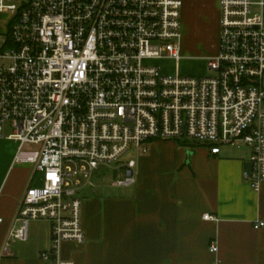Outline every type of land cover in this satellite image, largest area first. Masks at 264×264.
<instances>
[{"label": "built area", "instance_id": "2783aa9c", "mask_svg": "<svg viewBox=\"0 0 264 264\" xmlns=\"http://www.w3.org/2000/svg\"><path fill=\"white\" fill-rule=\"evenodd\" d=\"M182 7L183 0H0L8 16L0 138L17 143L13 165L32 169L0 259L28 241L31 222L44 221L50 246L42 261L73 264L60 246L85 242L80 189L93 185L99 166L120 165L115 185H133L136 156L154 139L192 140L214 154L245 146L251 174L244 178L260 189L264 0H219L218 52L198 76L178 70ZM153 60H172L174 72Z\"/></svg>", "mask_w": 264, "mask_h": 264}, {"label": "crops", "instance_id": "0c3cea01", "mask_svg": "<svg viewBox=\"0 0 264 264\" xmlns=\"http://www.w3.org/2000/svg\"><path fill=\"white\" fill-rule=\"evenodd\" d=\"M219 0H183L181 54L203 58L218 52ZM211 21L212 28L207 26ZM210 25V23H209ZM166 71V73H173ZM204 73V72H202ZM136 156L133 185L80 189L83 244L63 242L60 257L73 264H264V183L254 190L244 178L247 158L211 153L201 143L154 139ZM17 143L0 138V249L32 169L13 165ZM190 152V154H188ZM100 167V166H99ZM100 177V178H99ZM98 178V179H97ZM209 213L216 219L203 218ZM214 243L217 251L212 252ZM49 225L31 222L29 239L12 245L0 264H45Z\"/></svg>", "mask_w": 264, "mask_h": 264}, {"label": "rangeland", "instance_id": "374dc122", "mask_svg": "<svg viewBox=\"0 0 264 264\" xmlns=\"http://www.w3.org/2000/svg\"><path fill=\"white\" fill-rule=\"evenodd\" d=\"M8 20V16L4 15V14H0V43L2 42L3 38L6 37L7 35H3L5 29H6V22ZM210 20L209 22H207V26L209 28H212V24H211ZM210 23V25H209ZM159 66L162 67L163 71H172L174 68V63L172 60H153L151 61ZM178 70L179 72H181V74H185V75H201V74H205L207 72L206 70V62L204 61V59L202 58H184V59H180V61L178 62ZM204 72V73H202ZM11 132V129L9 126L6 127V133ZM186 143H193L192 140L190 141H186ZM221 149L223 152L228 153V154H237L243 158H246L249 154V149L245 146H241V147H234V146H229V145H223L221 146ZM20 166H24V165H17L14 168H12L8 174L7 177L5 179H8L9 175L14 172V171H18L16 170L17 167ZM69 166V164H68ZM95 175H97V177L99 175H101L100 177H102V179H98L96 180L97 186H106V187H113L111 186V182L116 180V178L119 176V171L115 170V169H111V167L108 166H100ZM93 181V178H92ZM94 182V181H93Z\"/></svg>", "mask_w": 264, "mask_h": 264}, {"label": "water", "instance_id": "95a60500", "mask_svg": "<svg viewBox=\"0 0 264 264\" xmlns=\"http://www.w3.org/2000/svg\"><path fill=\"white\" fill-rule=\"evenodd\" d=\"M188 154H190V152H188ZM245 170H246V172H247L248 175L251 174V163L249 161H247L245 163Z\"/></svg>", "mask_w": 264, "mask_h": 264}, {"label": "trees", "instance_id": "16d2710c", "mask_svg": "<svg viewBox=\"0 0 264 264\" xmlns=\"http://www.w3.org/2000/svg\"><path fill=\"white\" fill-rule=\"evenodd\" d=\"M181 143L186 144L185 142H181ZM193 143H196V142H193Z\"/></svg>", "mask_w": 264, "mask_h": 264}]
</instances>
